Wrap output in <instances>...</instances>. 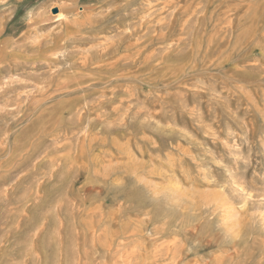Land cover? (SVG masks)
Here are the masks:
<instances>
[{
	"label": "rangeland",
	"instance_id": "374dc122",
	"mask_svg": "<svg viewBox=\"0 0 264 264\" xmlns=\"http://www.w3.org/2000/svg\"><path fill=\"white\" fill-rule=\"evenodd\" d=\"M0 264H264V0H0Z\"/></svg>",
	"mask_w": 264,
	"mask_h": 264
},
{
	"label": "water",
	"instance_id": "95a60500",
	"mask_svg": "<svg viewBox=\"0 0 264 264\" xmlns=\"http://www.w3.org/2000/svg\"><path fill=\"white\" fill-rule=\"evenodd\" d=\"M54 13H57L58 11H57V9H54V11H53Z\"/></svg>",
	"mask_w": 264,
	"mask_h": 264
},
{
	"label": "bare ground",
	"instance_id": "6f19581e",
	"mask_svg": "<svg viewBox=\"0 0 264 264\" xmlns=\"http://www.w3.org/2000/svg\"><path fill=\"white\" fill-rule=\"evenodd\" d=\"M120 78V77H119Z\"/></svg>",
	"mask_w": 264,
	"mask_h": 264
}]
</instances>
